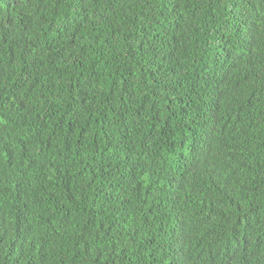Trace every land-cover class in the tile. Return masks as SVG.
<instances>
[{
  "label": "trees",
  "instance_id": "1",
  "mask_svg": "<svg viewBox=\"0 0 264 264\" xmlns=\"http://www.w3.org/2000/svg\"><path fill=\"white\" fill-rule=\"evenodd\" d=\"M0 264H264V0H0Z\"/></svg>",
  "mask_w": 264,
  "mask_h": 264
}]
</instances>
